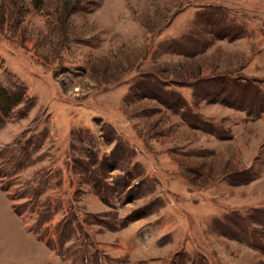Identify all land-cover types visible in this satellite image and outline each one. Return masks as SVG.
<instances>
[{
  "label": "rangeland",
  "instance_id": "374dc122",
  "mask_svg": "<svg viewBox=\"0 0 264 264\" xmlns=\"http://www.w3.org/2000/svg\"><path fill=\"white\" fill-rule=\"evenodd\" d=\"M0 89V264H264V0H0Z\"/></svg>",
  "mask_w": 264,
  "mask_h": 264
},
{
  "label": "trees",
  "instance_id": "16d2710c",
  "mask_svg": "<svg viewBox=\"0 0 264 264\" xmlns=\"http://www.w3.org/2000/svg\"><path fill=\"white\" fill-rule=\"evenodd\" d=\"M14 96L9 94L6 90L3 91L0 89V113L5 114L8 113L10 108L14 105Z\"/></svg>",
  "mask_w": 264,
  "mask_h": 264
},
{
  "label": "crops",
  "instance_id": "0c3cea01",
  "mask_svg": "<svg viewBox=\"0 0 264 264\" xmlns=\"http://www.w3.org/2000/svg\"><path fill=\"white\" fill-rule=\"evenodd\" d=\"M229 41H227V43H228ZM236 42H232L230 45H234ZM185 82H188V81H185Z\"/></svg>",
  "mask_w": 264,
  "mask_h": 264
}]
</instances>
